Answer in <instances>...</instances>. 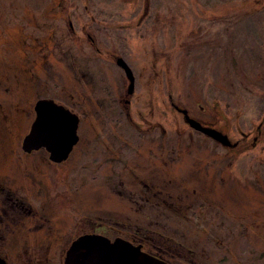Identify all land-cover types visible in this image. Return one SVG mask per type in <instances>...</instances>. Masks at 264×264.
<instances>
[{
    "label": "rangeland",
    "instance_id": "374dc122",
    "mask_svg": "<svg viewBox=\"0 0 264 264\" xmlns=\"http://www.w3.org/2000/svg\"><path fill=\"white\" fill-rule=\"evenodd\" d=\"M115 56L135 75L130 110ZM46 98L82 119L60 167L22 151ZM170 98L239 151L194 133ZM263 117L264 0H0V174L37 203L51 195L54 221L68 216L65 238L39 242V264H63L91 233L164 244L170 264H264V138L245 140ZM154 127V139L135 137ZM122 137L144 146L141 197Z\"/></svg>",
    "mask_w": 264,
    "mask_h": 264
},
{
    "label": "flooded vegetation",
    "instance_id": "af4514ba",
    "mask_svg": "<svg viewBox=\"0 0 264 264\" xmlns=\"http://www.w3.org/2000/svg\"><path fill=\"white\" fill-rule=\"evenodd\" d=\"M71 27H73V25H71ZM98 52L100 53V51ZM116 59L117 57L115 58V62ZM132 100H133L132 97L131 98L127 97L125 99H122L121 103L123 104L125 109L130 110ZM170 101L172 102V98H170ZM66 108L71 109L74 112L73 108H70L68 106ZM207 126L214 127V125L212 126L207 125ZM156 130H158L157 127L150 129L139 128L134 131L135 137L137 138L140 137L139 139L141 141L142 140L147 141L152 138L154 139L153 136L154 134L152 132H155ZM122 138L123 139L121 141V144L123 145L121 146V149H122L124 174L126 179H130L134 181V187L136 189L135 192L132 193V196L141 197L143 194L141 191L142 189L141 185L142 186L144 185L145 188L147 187L146 184H143V182H141L140 175L138 173L140 158L142 159L141 151L144 146L142 147L141 145H137L135 143V139H134V144L132 146L131 145V143L133 142L132 140L126 137H122ZM263 138H264V117L261 120V123L254 130V132L246 136L245 140L249 141L250 143V146L248 148L254 149L260 144ZM236 143L238 144V147L235 148V153H237L236 150H239L240 148V143L238 142ZM47 154H48V163L51 166L60 167L61 165L67 164L69 161L68 159L63 163L56 164L49 160V153ZM28 155L32 156L33 154L31 155L28 154ZM150 157H152V155H150ZM131 164H136V167L132 168L130 166ZM126 184L130 185L129 183L125 182V185ZM73 187H76V184H74ZM148 188L151 189V187L149 186ZM153 188H157V187H153ZM57 192H59V190ZM156 194L157 195L162 194V191H157ZM35 198L37 197L34 195V192L30 188L25 189L22 186H17L16 180L13 175L0 174V259L4 261L5 264H39L40 263L39 258L41 256V253L45 251L44 248L41 251L39 242L42 240L49 242H51L52 240L60 241L63 238H65V237L62 238L61 235L63 233V230H65L67 227V222H64L65 220L68 221L67 214L64 215V217L62 216L60 220L54 221L52 213L50 211L52 196L47 195L46 193V197L43 199L44 201H40L39 203L35 202L36 200ZM78 214L79 211L77 210L76 215ZM76 219H77V223L83 220L81 215H79ZM82 236L84 235H75L76 238L71 242L67 251L71 248L70 246L74 243V241ZM128 241L130 242V240ZM153 241L155 242V240ZM131 243L137 246L141 245L144 251H146V249H149V247L152 248L155 247L157 249L156 253L152 252L151 250H149V252L146 253L152 254L153 256L162 259L163 261L170 264L168 260L164 257V254H168V252L165 251L162 247L164 244L158 247L154 243H152V241L150 240L148 241L147 239L141 237L134 239L132 238ZM36 246L40 250L36 251L35 249ZM48 250L50 249H46V253H45L46 255L48 254L47 252ZM67 251L64 254V260Z\"/></svg>",
    "mask_w": 264,
    "mask_h": 264
},
{
    "label": "water",
    "instance_id": "95a60500",
    "mask_svg": "<svg viewBox=\"0 0 264 264\" xmlns=\"http://www.w3.org/2000/svg\"><path fill=\"white\" fill-rule=\"evenodd\" d=\"M116 64L126 74L129 81L127 95L131 97L135 89V75L131 67L122 57L116 59ZM183 114L185 124L196 132L211 138L225 148H233L228 135L213 127H204L194 120L188 110L173 105ZM35 122L29 133L23 139L22 150L32 154L44 149L49 152V160L59 164L67 161L79 140V125L81 120L71 110L51 99L39 100L35 105ZM65 255L64 264H168L151 254L142 251V246H135L129 241L117 238L114 242L98 234H84L76 239ZM0 264H5L0 259Z\"/></svg>",
    "mask_w": 264,
    "mask_h": 264
},
{
    "label": "trees",
    "instance_id": "16d2710c",
    "mask_svg": "<svg viewBox=\"0 0 264 264\" xmlns=\"http://www.w3.org/2000/svg\"><path fill=\"white\" fill-rule=\"evenodd\" d=\"M231 151H232V152H235V149H231ZM236 151H237V150H236ZM238 151H239V150H238ZM238 151H237V152H238Z\"/></svg>",
    "mask_w": 264,
    "mask_h": 264
}]
</instances>
